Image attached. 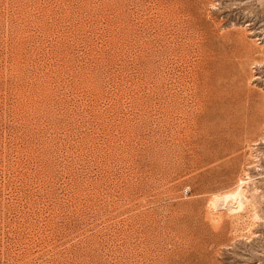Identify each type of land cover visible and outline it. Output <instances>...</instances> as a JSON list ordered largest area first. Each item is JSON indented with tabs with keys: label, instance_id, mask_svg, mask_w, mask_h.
<instances>
[{
	"label": "rangeland",
	"instance_id": "374dc122",
	"mask_svg": "<svg viewBox=\"0 0 264 264\" xmlns=\"http://www.w3.org/2000/svg\"><path fill=\"white\" fill-rule=\"evenodd\" d=\"M0 264H264V0H0Z\"/></svg>",
	"mask_w": 264,
	"mask_h": 264
},
{
	"label": "bare ground",
	"instance_id": "6f19581e",
	"mask_svg": "<svg viewBox=\"0 0 264 264\" xmlns=\"http://www.w3.org/2000/svg\"><path fill=\"white\" fill-rule=\"evenodd\" d=\"M260 115H261L260 109L254 105V102H252L250 95H248L244 99V103L242 104V106L234 114V119H233L234 120V126L235 127L236 126H238V127L246 126V128H248L250 124L259 125L262 122ZM224 195L225 196L220 197L221 200L228 197L227 193ZM229 195H231L233 197L234 196L237 197L238 198V207L239 208L242 207L243 199L245 196H244V191L242 190L241 186L238 187V189H236V191H233V193H231Z\"/></svg>",
	"mask_w": 264,
	"mask_h": 264
}]
</instances>
